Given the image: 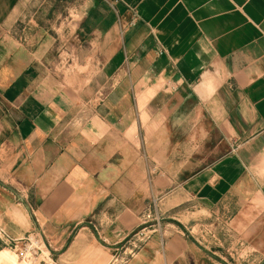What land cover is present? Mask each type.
<instances>
[{
    "label": "crops",
    "instance_id": "crops-1",
    "mask_svg": "<svg viewBox=\"0 0 264 264\" xmlns=\"http://www.w3.org/2000/svg\"><path fill=\"white\" fill-rule=\"evenodd\" d=\"M29 1L0 0V167L23 194L0 197V228L39 230L60 264H113L159 199L264 264V0H78L60 38L92 61L79 89L48 73L54 36L5 31L28 40ZM186 244L167 264H201ZM146 247L133 259L156 264Z\"/></svg>",
    "mask_w": 264,
    "mask_h": 264
},
{
    "label": "rangeland",
    "instance_id": "rangeland-1",
    "mask_svg": "<svg viewBox=\"0 0 264 264\" xmlns=\"http://www.w3.org/2000/svg\"><path fill=\"white\" fill-rule=\"evenodd\" d=\"M53 4L54 12L53 15H49L48 12L52 8ZM78 0H63L51 1V0H33L28 2V7L31 10L39 11L36 16L37 19L31 24V28L26 29V36L28 40L22 35H15L14 31H22L23 27L5 29L10 31L9 36L18 40L23 46L30 45V36H35L37 32L41 34L46 33L56 38L57 44L53 50L50 59L47 61L46 66L48 73H51L59 82L63 85L72 88H81L83 86H90L92 84L93 76L91 71L92 61H81L77 59L76 50L72 49L75 44H63L61 41V23L63 18L68 17L70 10L73 11L78 9ZM75 12V11H74ZM71 12V15L77 19V13ZM40 23L37 27L36 23ZM48 26L46 28L45 26ZM55 27V28H54ZM60 29V30H59ZM1 32V29H0ZM45 32V33H44ZM8 34V33H7ZM22 37V39H21ZM27 40V41H26ZM26 41V42H25ZM69 47V51L68 48ZM78 88V89H79ZM134 143L139 148L143 147L145 141L142 139V133L136 131L134 134ZM142 144V145H141ZM144 159L148 160L147 154L144 155ZM3 195L11 197L18 204H23L21 194L17 188L12 184L11 180L7 177L5 171L0 167V197ZM26 199H28L26 197ZM156 204L152 203L151 208L143 216L144 226L142 229L135 231L126 241L116 247L115 259L113 264H147L141 260L133 259L142 248L146 247L144 254H147L148 260H156L160 256V260H157L156 264H167L166 256L169 255L167 249V242L174 238H182L186 245L190 248L195 249L196 254L201 259V264H222V258L225 259L224 264H246L244 262L243 253H240L239 249H235L227 252L228 247L222 246V237L217 233L212 232L210 225L206 223H192L190 216H170L165 215L160 210V200L156 199ZM173 217L176 219L174 220ZM181 223V224H180ZM192 223V224H191ZM182 224L185 225V229L182 228ZM198 224V225H196ZM218 227V226H217ZM144 231V235L141 232ZM183 230V232H182ZM33 232V231H32ZM184 243V242H183ZM165 246V247H164ZM198 248H197V247ZM165 248V249H164ZM238 250V251H237ZM231 253V257L229 254ZM241 255V256H240ZM0 264H23L15 255L14 251L6 242V239L0 235Z\"/></svg>",
    "mask_w": 264,
    "mask_h": 264
},
{
    "label": "built area",
    "instance_id": "built-area-1",
    "mask_svg": "<svg viewBox=\"0 0 264 264\" xmlns=\"http://www.w3.org/2000/svg\"><path fill=\"white\" fill-rule=\"evenodd\" d=\"M117 2L118 0H115V3ZM154 204H156V201ZM31 211L33 212L32 209ZM144 231L141 232L142 236ZM0 235L6 239L16 257L23 264H60L55 252L45 243L43 234L39 230H34L22 238L14 239L0 228Z\"/></svg>",
    "mask_w": 264,
    "mask_h": 264
}]
</instances>
